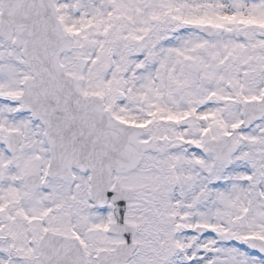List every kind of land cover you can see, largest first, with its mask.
Returning <instances> with one entry per match:
<instances>
[{
  "label": "snow or ice",
  "instance_id": "1",
  "mask_svg": "<svg viewBox=\"0 0 264 264\" xmlns=\"http://www.w3.org/2000/svg\"><path fill=\"white\" fill-rule=\"evenodd\" d=\"M0 264H264V0H0Z\"/></svg>",
  "mask_w": 264,
  "mask_h": 264
}]
</instances>
